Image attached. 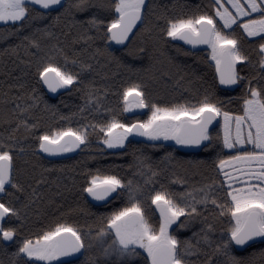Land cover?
<instances>
[{
	"label": "trees",
	"instance_id": "16d2710c",
	"mask_svg": "<svg viewBox=\"0 0 264 264\" xmlns=\"http://www.w3.org/2000/svg\"><path fill=\"white\" fill-rule=\"evenodd\" d=\"M117 5L118 0H64L57 11L30 5L21 22L0 24V154H9L12 163L0 203L10 210L2 228L15 235L11 244L0 235V264H45L22 249L61 227L77 230L83 256L51 264H151L142 252L106 256L100 236L133 204L157 229L161 220L153 199L160 194L186 213L171 229L183 264H264V242L244 251L232 244L235 206L219 166L247 150H228L220 125L199 153L144 139H130L119 149L104 145L110 125L134 122L125 109L134 90L151 109L213 106L244 115L254 89L264 105V35L250 37L243 21L224 28L215 0H146L138 32L117 50L109 39ZM257 17L264 18V10ZM203 18L235 41L243 59L232 90L222 87L209 49L191 51L170 35L175 24ZM49 68L73 79L59 95H50L42 81ZM68 131L83 135L78 151L59 160L45 157L42 141ZM106 176L123 187L110 202L95 206L86 191L95 177Z\"/></svg>",
	"mask_w": 264,
	"mask_h": 264
},
{
	"label": "rangeland",
	"instance_id": "374dc122",
	"mask_svg": "<svg viewBox=\"0 0 264 264\" xmlns=\"http://www.w3.org/2000/svg\"><path fill=\"white\" fill-rule=\"evenodd\" d=\"M146 0H118L116 11L118 16L125 11L133 8L143 9ZM27 14V7L24 4H20L15 0H0V24L19 23ZM119 18L114 22L116 24ZM192 29L194 32H198L197 21H185L175 24L170 35L175 39L183 29ZM218 30L214 31L212 41L209 46V52L211 59L217 64L220 63L221 56L224 49L231 50L235 64L242 62L243 59L239 56L236 50V43L232 39L223 40ZM235 44H234V43ZM233 45L232 47L230 45ZM61 81L65 88H68L73 79L56 69ZM128 95V94H127ZM250 108L248 109V117L238 118L232 124H225V116L220 113V124L223 129V123L228 131H236L239 127L244 129V135L237 138L235 133L227 134V145L230 151H243L248 159H254L253 162H249L247 165L241 162V160H247L245 155H239L233 159H229L220 164L219 168L223 173L227 186L230 189L232 201L235 209L233 213L234 227L232 236L239 231L244 225L249 213L253 210L259 212V223L264 229V142L257 144L258 131H264V120L260 114L262 109V101L260 99L254 100L249 98ZM125 104L126 112L134 106V103L130 102ZM143 104L147 109L146 118L142 121L144 124V140L152 142H163L177 146L179 139L177 133L186 120L197 121L200 119L203 110L207 107L202 106L193 109H158L149 108L146 102L143 100ZM252 115H257L258 120L254 121ZM227 117V116H226ZM263 123V124H262ZM129 125L114 123L106 129V136L104 139V145L109 149L122 148L128 140L131 139ZM223 131V130H222ZM66 133H74L79 137L80 143L83 144L85 139L82 134L75 133L73 131L60 132L54 136H49L47 139L51 142L59 141ZM249 142V143H248ZM254 142V143H253ZM250 144V145H249ZM249 150V151H248ZM7 156L9 154H0V157ZM245 157V158H244ZM242 160V161H243ZM109 183L117 188H122L123 184L115 177H95L92 180V186L99 184ZM5 185H1L0 181V194L3 193ZM165 202L168 206L171 218L175 222H179L180 219L185 216V210L165 195H156L153 199V203ZM6 208V213L10 210ZM132 212H138L141 215V222L133 231H128L123 223V219ZM184 229V228H182ZM65 230H73L72 227H61L54 232L48 233L40 240L27 241L22 249V253L28 258L41 261L45 264H51L53 259L57 256V235ZM8 231L3 230L0 227V235H4ZM100 243L105 251L106 256H126L132 257L138 252L144 253L151 261L155 251L163 246L168 245L171 247L174 255V260L177 264H183L177 257L176 248L177 240L171 233V228H168L165 223L160 221L159 227L154 229L144 217L143 211L137 204L122 210L116 214L108 225V230L104 231L100 236Z\"/></svg>",
	"mask_w": 264,
	"mask_h": 264
},
{
	"label": "water",
	"instance_id": "95a60500",
	"mask_svg": "<svg viewBox=\"0 0 264 264\" xmlns=\"http://www.w3.org/2000/svg\"><path fill=\"white\" fill-rule=\"evenodd\" d=\"M20 4L35 5L42 10H59L64 0H15ZM143 18V9L133 8L125 11L119 16L116 24L109 29V39L111 45L117 50H123L130 44L138 32ZM198 32L186 28L179 33L178 40L191 51H204L209 48L212 41L215 25L212 20L203 18L197 22ZM219 81L223 88L234 89L236 84V67L229 49H225L221 56V61L217 68ZM42 81L52 96L59 95L65 90L55 68H49L42 74ZM251 96L255 99L260 98L257 89H254ZM143 95L134 90L127 95V101L136 102L140 113H144L146 108L143 104ZM134 112V111H133ZM220 125V117L217 109L207 107L203 110L200 119L197 121L186 120L182 123L178 131L179 144L178 150L185 153H199L205 143L207 135ZM144 124L136 122L130 127V132L136 141L144 139ZM70 144L66 149L65 145ZM80 147L79 137L74 133H67L59 142H51L48 139L42 141V154L49 159H61L74 155ZM12 163L7 156L0 157V177L3 185H7L11 178ZM114 188L111 185H102L90 188L86 192L87 199L94 205L105 204L113 195ZM156 212L166 222L168 228L175 226L176 222L171 218L168 206L165 202H157ZM5 209L0 203V223L4 219ZM141 222L140 213H132L127 217L126 223L129 229H134ZM15 235L11 232L3 236L6 244L12 243ZM58 257L56 262H70L78 260L82 256V246L71 230L61 232L57 237ZM264 242V229L259 223V212L254 210L242 226L233 236L232 244L238 251H244L249 246ZM151 264H177L171 247L163 245L159 247L152 258Z\"/></svg>",
	"mask_w": 264,
	"mask_h": 264
},
{
	"label": "crops",
	"instance_id": "0c3cea01",
	"mask_svg": "<svg viewBox=\"0 0 264 264\" xmlns=\"http://www.w3.org/2000/svg\"><path fill=\"white\" fill-rule=\"evenodd\" d=\"M215 1L218 5V11H217L218 19L220 20V22L222 23L224 28L230 29L233 26H235L238 22L243 21V28H244L245 32L250 37H257V36L264 35V18H258V17L254 18V17H256V15L260 14L264 10V0H215ZM215 30H217V29L215 28ZM218 34H219V36L221 35L220 37L223 40L229 39L226 36L222 35L220 32ZM213 35H214V33H213ZM230 46L232 47L233 45L231 44ZM263 49H264V47H263ZM230 52H231V50H230ZM232 57H233V55H232ZM233 60H234V58H233ZM213 62L217 66L219 65V64H217V62H215V61H213ZM234 63H235V61H234ZM235 65H237V64H235ZM249 100L250 99H248L246 102V110H245L244 115H232L229 113H223L222 112V114L227 116V117L225 116L226 122H224V123L225 124H232L238 118H245V117L247 118L248 112H250V111H248V109L250 108V103H249L250 101ZM254 100H256V99H254ZM261 104H262V109H259V110L261 111L260 114L262 115V118L264 120V105H263V103H261ZM218 112H219V117H220L221 112L220 111H218ZM251 117L254 121L258 120L257 115H255V116L252 115ZM224 123H223V127H222L223 129L222 130H223V135H224L225 146H226V148H228L227 134L228 133L229 134L235 133L236 137L240 138V137H242V135H244V129L242 127H239L236 131H234L232 129V131L230 132V130L228 131V127L226 129ZM256 141H257L258 145L262 144L264 142V131H258ZM246 154H248V153H242L239 155H245L247 158L248 156ZM239 155H237V156H239ZM237 156H235V157H237ZM235 157H233V158H235ZM233 158H231V159H233ZM242 160H241V162H243L244 164L246 163V165L249 162L254 161V159H248V158H247V160L246 159L243 161Z\"/></svg>",
	"mask_w": 264,
	"mask_h": 264
},
{
	"label": "flooded vegetation",
	"instance_id": "af4514ba",
	"mask_svg": "<svg viewBox=\"0 0 264 264\" xmlns=\"http://www.w3.org/2000/svg\"><path fill=\"white\" fill-rule=\"evenodd\" d=\"M24 5H26V4H24ZM27 6H30V5H26V7ZM46 11H57V10H46ZM184 30V29H183ZM181 32V31H180ZM178 36H179V34H178ZM177 39H178V37H177ZM235 67H236V65H235ZM252 93V92H251ZM126 101H127V97H126ZM127 103H130L129 101L127 102ZM132 103H134V106L129 110V112H128V114H130L132 117H134V122L131 124V125H129L128 127H129V129H130V127L134 124V123H136V122H142L140 119L142 118V117H145L146 116V114H147V109H146V111L144 112V113H140L138 110H136V108L138 107V104L136 103V102H132ZM134 111V112H133ZM143 123V122H142ZM126 125V124H125ZM67 134V133H66ZM65 134V135H66ZM130 134H131V132H130ZM178 134V133H177ZM65 135H63V137L59 140V141H57L56 143H59L64 137H65ZM131 139H134L133 138V136H132V134H131ZM80 145H81V143H80ZM65 148L66 149H69L70 148V144L68 143V144H66L65 145ZM41 149H42V146H41ZM73 156V155H72ZM69 157H71V156H69ZM65 158H67V157H65ZM61 159H64V158H61ZM54 160H59V159H54ZM0 181H1V185H3L2 184V180H1V177H0ZM10 181H11V178H10ZM10 181H9V183H10ZM8 183V184H9ZM7 184V185H8ZM102 185H111V184H109V183H106V184H102ZM101 184H99V185H96V186H92V187H90V188H95V187H98V186H102ZM6 186V185H5ZM112 186V185H111ZM113 188H114V193H113V195H112V197L105 203V204H107L108 202H110L116 195H117V193L119 192V190H120V188H115L114 186H112ZM89 188V189H90ZM87 192V191H86ZM86 198H87V196H86ZM89 201V200H88ZM90 202V201H89ZM91 203V202H90ZM92 204V203H91ZM105 204H103V205H105ZM94 205V204H93ZM103 205H95V206H103ZM155 205H156V203L154 204V209H155ZM4 206V205H3ZM4 209H5V214H4V218L6 217V215H7V213H6V208H5V206H4ZM257 210V209H256ZM155 211H156V209H155ZM254 211V210H253ZM253 211H251L250 213H249V215L253 212ZM132 213H138V212H132ZM132 213H130L129 215H127L124 219H123V223H124V225H125V227H126V229L128 230V231H133L134 229H129L128 228V225H127V223H126V219H127V217L128 216H130ZM158 214V213H157ZM159 215V214H158ZM249 215H248V217H249ZM159 217H160V215H159ZM248 217H247V219H248ZM259 217H260V214H259ZM246 219V220H247ZM4 220V219H3ZM3 220H2V222L0 223V227H2V223H3ZM160 220H161V222L162 223H165V225H166V222L160 217ZM246 222V221H245ZM176 224H177V222H176ZM175 224V225H176ZM137 227V226H136ZM173 228V227H172ZM171 228V229H172ZM66 231V230H65ZM71 231H73V230H71ZM63 232V231H62ZM74 233H75V235L77 236V238H78V240H79V242H80V244H81V246H82V249H83V252H84V243H83V241H82V238L80 237V235H79V233L77 232V230L76 229H74V231H73ZM238 232V231H237ZM61 233V232H60ZM59 233V234H60ZM6 234V233H5ZM4 234V235H5ZM58 234V235H59ZM236 234V233H235ZM4 235H2V240H3V236ZM58 235H57V237H58ZM57 237H56V241H57ZM15 238V237H14ZM233 238V237H232ZM13 241H14V239H13ZM12 241V242H13ZM11 244V243H10ZM56 249H57V256H56V258H54L53 259V262L52 263H55L56 262V260H57V257H58V242H57V247H56ZM247 249V248H246ZM245 249V250H246ZM83 252H82V256H83ZM81 256V257H82ZM154 256V255H153ZM153 258V257H152ZM79 259H81V258H79ZM78 259V260H79ZM78 260H73V261H70V262H75V261H78ZM151 263H152V259H151Z\"/></svg>",
	"mask_w": 264,
	"mask_h": 264
}]
</instances>
